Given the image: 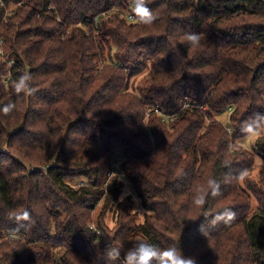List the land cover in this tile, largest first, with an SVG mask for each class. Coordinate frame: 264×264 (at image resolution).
<instances>
[{
	"label": "trees",
	"instance_id": "trees-1",
	"mask_svg": "<svg viewBox=\"0 0 264 264\" xmlns=\"http://www.w3.org/2000/svg\"><path fill=\"white\" fill-rule=\"evenodd\" d=\"M146 2L151 25L123 19L132 0L0 4V108L15 105L0 113V264H111L106 246L123 255L139 242L175 245L196 264H264V174L249 177L264 135L252 151L235 142L264 117V0ZM24 73L32 96L14 90ZM153 107L173 118L146 117ZM225 112L232 134L216 119ZM209 179L221 194L197 207ZM226 208L233 221L209 223ZM25 209L34 222L13 233Z\"/></svg>",
	"mask_w": 264,
	"mask_h": 264
},
{
	"label": "clouds",
	"instance_id": "clouds-1",
	"mask_svg": "<svg viewBox=\"0 0 264 264\" xmlns=\"http://www.w3.org/2000/svg\"><path fill=\"white\" fill-rule=\"evenodd\" d=\"M132 13L133 19L139 25H151L155 22L157 17L153 14L150 7H148L146 0H132ZM184 39L192 47L199 46L200 35L196 33H188L185 35ZM31 75L29 73H24L13 81V87L17 94L23 93L27 96H32L35 89L30 84ZM15 105L12 103L4 105L0 108V113L7 116L9 115ZM259 121V123H257ZM264 127V117L257 116L256 120L252 124H249L246 131L251 135H257L259 129ZM245 173L240 174V179L244 178ZM220 184L214 180L209 179L207 181V187L198 190L197 194L193 197V204L197 207H203L206 203V198L211 195L212 197L219 196ZM236 213L229 208L222 210L220 213L216 214L209 223L215 225L217 223L223 222L224 224H229L235 219ZM14 228L13 233L20 232L21 229L27 227L28 223H33L31 213L25 209L22 212L16 214L13 217ZM204 226L201 227V231ZM106 259L111 262V264H196L194 257H185L180 248L175 245H169L166 248H160L157 245L139 242L134 246L128 248L123 252L122 246L115 247L108 245L105 248Z\"/></svg>",
	"mask_w": 264,
	"mask_h": 264
},
{
	"label": "rangeland",
	"instance_id": "rangeland-1",
	"mask_svg": "<svg viewBox=\"0 0 264 264\" xmlns=\"http://www.w3.org/2000/svg\"><path fill=\"white\" fill-rule=\"evenodd\" d=\"M123 19H124V17H123ZM7 57H8V55H5V58H3V59L6 60ZM8 66L10 67V65H8ZM143 74L144 73L136 74V75H134V77H132V79L130 80V84H129V91L136 92L140 88V79L142 78ZM216 119L218 121H221V123H223L224 126L225 125L229 126V128L231 129L230 134H232L233 129H232L231 125L228 124L229 112H225V113H222L220 115H217ZM262 135H264V127H261L259 129V132L257 135H251L249 133L247 135L242 134V136L239 137L237 140H235V142L237 143V145H239L241 147V149L252 151L255 147V141ZM237 145H236V147L239 148V146H237ZM118 156H120V155H118ZM113 164L115 166H113L112 169L114 168L115 171H117L119 168V159L113 160ZM261 173L264 174V162L261 161L260 158L256 157L255 166L250 171L249 177L255 181H258V179H260L259 177H260ZM112 178H113V176L107 177L106 183H109V181H111ZM74 182L82 183L83 181L76 179L73 181V183ZM118 182L122 183V195L120 197V201L125 203L127 200L129 202L130 206H132V207H130L129 212L132 215H135L137 217L138 224L143 223L146 213L143 210V208L141 207L140 202L132 194L131 189L129 187V184L126 181H124V178L122 176H120V178H118ZM252 206H253V208H255V206H256V203L254 200H252ZM101 207L103 208V204H100L99 207L96 208L95 214H94L95 216H93L94 218L99 214ZM105 221H107L108 223L113 221L112 214L110 212L106 213Z\"/></svg>",
	"mask_w": 264,
	"mask_h": 264
},
{
	"label": "built area",
	"instance_id": "built-area-1",
	"mask_svg": "<svg viewBox=\"0 0 264 264\" xmlns=\"http://www.w3.org/2000/svg\"><path fill=\"white\" fill-rule=\"evenodd\" d=\"M18 1H19V4H21V3L23 2V0H18ZM0 4H1L2 6H4V0H0ZM13 10H14V6H13V4H11V8H10V7L7 8V12H8V13H12ZM104 15H105V13H102V16H104ZM123 17H124V19H126V20L129 21V22H135V20L133 19V13H132V12L125 11ZM0 54H1L2 56L4 55L2 51H0ZM9 65H13V62H9ZM200 109H201V110H204L203 107H201ZM152 113H155V115H157L158 117H160L161 120H162L163 122H167V120L173 118V116L166 115V113H165L162 109H160V108H158V107L149 108L148 111H147L146 117H147L149 114H152ZM228 131L231 132V129L228 128ZM115 165H116V164H115ZM115 165H114V166H115ZM114 173H115V169L113 168L112 171L108 172L107 177H111V176H113ZM83 182H84V183H83ZM83 182H82V183L74 182L73 185H76V186H78V185H81V186H87V182H85V181H83ZM104 185L106 186L107 183H105Z\"/></svg>",
	"mask_w": 264,
	"mask_h": 264
}]
</instances>
